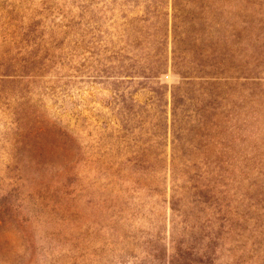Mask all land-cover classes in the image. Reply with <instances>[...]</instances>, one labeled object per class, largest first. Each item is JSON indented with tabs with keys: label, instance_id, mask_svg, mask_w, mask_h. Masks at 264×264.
Instances as JSON below:
<instances>
[{
	"label": "rangeland",
	"instance_id": "rangeland-1",
	"mask_svg": "<svg viewBox=\"0 0 264 264\" xmlns=\"http://www.w3.org/2000/svg\"><path fill=\"white\" fill-rule=\"evenodd\" d=\"M0 264H264V0H0Z\"/></svg>",
	"mask_w": 264,
	"mask_h": 264
}]
</instances>
